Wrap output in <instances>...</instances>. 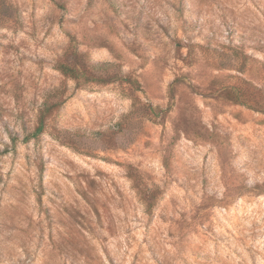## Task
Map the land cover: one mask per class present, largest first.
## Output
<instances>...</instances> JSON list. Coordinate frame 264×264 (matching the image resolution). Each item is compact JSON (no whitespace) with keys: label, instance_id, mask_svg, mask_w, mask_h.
<instances>
[{"label":"rangeland","instance_id":"obj_1","mask_svg":"<svg viewBox=\"0 0 264 264\" xmlns=\"http://www.w3.org/2000/svg\"><path fill=\"white\" fill-rule=\"evenodd\" d=\"M0 264H264V0H0Z\"/></svg>","mask_w":264,"mask_h":264},{"label":"trees","instance_id":"obj_2","mask_svg":"<svg viewBox=\"0 0 264 264\" xmlns=\"http://www.w3.org/2000/svg\"><path fill=\"white\" fill-rule=\"evenodd\" d=\"M63 68H64V70H67V67H63ZM39 130H40L39 128L36 129V132L39 131Z\"/></svg>","mask_w":264,"mask_h":264}]
</instances>
